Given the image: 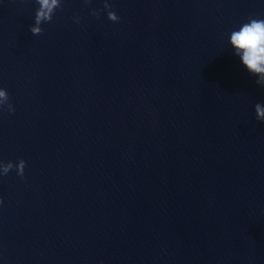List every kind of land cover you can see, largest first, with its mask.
<instances>
[{"label": "water", "instance_id": "95a60500", "mask_svg": "<svg viewBox=\"0 0 264 264\" xmlns=\"http://www.w3.org/2000/svg\"><path fill=\"white\" fill-rule=\"evenodd\" d=\"M40 7L0 0V159L25 160L0 264H264V86L227 42L264 0H55L34 35Z\"/></svg>", "mask_w": 264, "mask_h": 264}, {"label": "clouds", "instance_id": "9594fccd", "mask_svg": "<svg viewBox=\"0 0 264 264\" xmlns=\"http://www.w3.org/2000/svg\"><path fill=\"white\" fill-rule=\"evenodd\" d=\"M53 3L55 0H52V3H49V0H41L42 7L38 10L34 9L33 23L29 25V29L34 35L42 32L39 28V21L42 17L47 20L52 19L49 17V12ZM106 16L111 21L120 19L112 5L107 7ZM227 42L239 63L249 74L255 76V83L264 86V13H249L244 20L229 30ZM0 101H7L8 111H14L9 102L8 90L4 86H0ZM254 113L257 121L264 122V103L256 102ZM24 166L25 160L23 158H18L15 164L12 160L0 159V175L7 173L9 169L14 167L17 175L22 177ZM0 202H2V197H0Z\"/></svg>", "mask_w": 264, "mask_h": 264}]
</instances>
